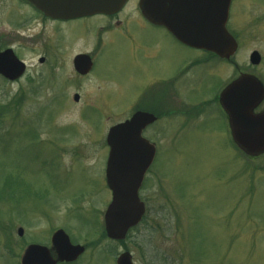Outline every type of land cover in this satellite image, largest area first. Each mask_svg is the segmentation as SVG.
Returning a JSON list of instances; mask_svg holds the SVG:
<instances>
[{
    "label": "rangeland",
    "instance_id": "rangeland-1",
    "mask_svg": "<svg viewBox=\"0 0 264 264\" xmlns=\"http://www.w3.org/2000/svg\"><path fill=\"white\" fill-rule=\"evenodd\" d=\"M234 1L227 29L239 49L230 62L159 31L128 28L139 44L164 51L169 64L178 57L189 67L165 111L194 113L184 119L172 112L145 133L157 146L140 191L147 212L118 242L104 228L112 200L106 136L151 102L144 103L148 65L131 61L121 31L99 33L108 22L29 24L25 7L0 0V52L12 49L28 66L17 82L0 76V264H21L29 245L50 248L58 230L86 248L75 264H116L125 252L134 264H264V154L249 157L232 143L217 104L221 88L242 74L264 85V0ZM135 12L131 2L119 21ZM255 51L257 66L250 63ZM81 54L94 62L84 77L73 67ZM154 87L151 104L160 106L166 98Z\"/></svg>",
    "mask_w": 264,
    "mask_h": 264
},
{
    "label": "water",
    "instance_id": "water-1",
    "mask_svg": "<svg viewBox=\"0 0 264 264\" xmlns=\"http://www.w3.org/2000/svg\"><path fill=\"white\" fill-rule=\"evenodd\" d=\"M44 15L69 20L97 14L114 15L128 0H26ZM231 0H141L140 10L152 24L165 27L186 46L215 53L229 60L237 51V43L228 33ZM41 63L44 62L42 59ZM252 65L261 62L259 53L250 57ZM76 71L86 75L92 61L86 55L74 60ZM26 65L12 50L0 53V75L15 81L25 72ZM79 97L75 96V101ZM264 100V86L254 76L242 75L221 94L220 103L227 113L235 145L247 156L264 154V112L255 110ZM156 119L137 113L131 120L112 128L107 137L110 148L106 179L112 191V202L105 216V232L109 239L125 240L130 229L137 226L145 214L139 199V189L155 156V146L142 137V132ZM19 236L23 230L19 229ZM85 252L73 246L64 231L56 232L52 248L30 245L21 264L73 263ZM116 264H134L130 253L119 256Z\"/></svg>",
    "mask_w": 264,
    "mask_h": 264
},
{
    "label": "flooded vegetation",
    "instance_id": "flooded-vegetation-1",
    "mask_svg": "<svg viewBox=\"0 0 264 264\" xmlns=\"http://www.w3.org/2000/svg\"><path fill=\"white\" fill-rule=\"evenodd\" d=\"M15 1L20 6L25 7L27 9L29 15L32 16V19H30V21H29L30 23L28 22L29 24H31L35 21L36 22L38 21V23L41 21L42 22L44 21V22H48V23H52V24L68 25L71 23H78V22H93L95 20L100 19L101 21L108 22V23L106 26H100L99 27V33H101L107 27V28H110L109 30H112V31H121L123 38L128 37L130 39L131 50H132L131 51V61H133L134 58L136 59L138 57L139 61H141V62L144 61L148 65V70H147L146 74L145 75L143 74V76H142V77L148 78V80H149L148 85L145 83V81L143 82L144 85L146 84L144 86V90L146 91L145 95H144V103L149 102V99L151 101L150 103H147L145 105V107H141V106L137 107L136 110L133 112L132 116L138 112H143V113L151 114L157 118L155 123L149 124L146 127V129L143 131V137L144 138H145V136H144L145 133L151 127H153L155 124H157L160 120L162 121L164 118H167L172 112L174 113V115L178 114V115H180L181 118H184V119L190 118V116L193 115V113H194L193 111H188V110L178 111L176 109V107L173 110L165 111L166 106L169 105V103H168V105L166 104V100L169 96V92L171 91V87H173V86L177 85V83L181 82L183 75L186 73V71L189 69V67L185 66L184 62L182 60H180L178 57L177 58L173 57V61L169 64L168 60L166 62L165 52L160 51V49L157 46H156V50H152V48H148L145 45L139 44V42L133 40V38L129 36L128 28L131 24H135L142 30L152 29V30L159 31L162 35H165V37L170 36L174 40V42L181 45L165 29L155 27L144 19V17L139 13V9H138L140 0H137V2H136V0H129L128 3L126 4V6L124 7V9L116 15L93 16V17H86V18H80V19L69 20V21L51 20V19L45 17L44 15H42L40 12H38L29 3L22 1V0H15ZM131 2L135 3V11L136 12L134 15L130 16V19L127 21V23H124V22L122 23L121 21H119V18H120L119 16H121L122 12L128 8V6L131 4ZM234 2L235 1L233 0L232 4H231L230 18L232 17ZM181 46H183V45H181ZM183 47H185V46H183ZM185 48H187V47H185ZM187 49L193 50L191 48H187ZM193 51H195L197 53H206V52H201V51H197V50H193ZM206 54L210 57H214V58L216 57L213 54H209V53H206ZM189 59L193 60L191 63L192 65L196 63V61L194 60L195 58H189ZM220 61L224 62L223 60H220ZM132 66H133V64H132ZM93 70H94V68L92 69V71ZM144 70L141 72L144 73ZM156 84L158 85V89H157L158 94L161 96V98H166L165 101H163L160 106H156V105L153 106L151 104L152 100H153V95L156 94L155 93L156 89L154 87V85H156ZM154 97H156V96H154ZM141 102H142V100H141ZM217 104L221 110V113L224 114L223 117L225 118V122H226L227 116H226L225 111L222 109L221 105L219 104L218 98H217ZM159 111H161V113H159ZM156 150H157V146H156Z\"/></svg>",
    "mask_w": 264,
    "mask_h": 264
}]
</instances>
